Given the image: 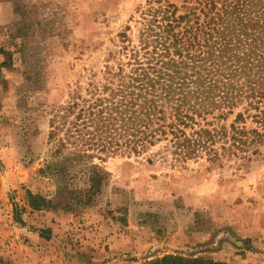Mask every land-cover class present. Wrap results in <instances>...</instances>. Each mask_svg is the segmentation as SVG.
I'll use <instances>...</instances> for the list:
<instances>
[{"label":"rangeland","instance_id":"374dc122","mask_svg":"<svg viewBox=\"0 0 264 264\" xmlns=\"http://www.w3.org/2000/svg\"><path fill=\"white\" fill-rule=\"evenodd\" d=\"M144 2L0 0V264H143L163 255L264 264L262 162L207 171L202 161L174 163L158 145L101 163L107 181L87 207L56 194L65 182L53 164L68 152L56 156L48 139L53 108L101 68L126 26L137 41L134 11ZM26 190L52 204L31 211Z\"/></svg>","mask_w":264,"mask_h":264},{"label":"trees","instance_id":"16d2710c","mask_svg":"<svg viewBox=\"0 0 264 264\" xmlns=\"http://www.w3.org/2000/svg\"><path fill=\"white\" fill-rule=\"evenodd\" d=\"M134 12L137 41L130 26L119 32L49 120L54 154L68 152L53 164L65 182L56 194L73 206L101 192V163L158 145L174 163L202 161L207 171L264 166V0H145ZM26 201L33 212L52 204L28 190ZM14 220L24 225L17 206ZM143 264L227 263L163 255Z\"/></svg>","mask_w":264,"mask_h":264},{"label":"crops","instance_id":"0c3cea01","mask_svg":"<svg viewBox=\"0 0 264 264\" xmlns=\"http://www.w3.org/2000/svg\"><path fill=\"white\" fill-rule=\"evenodd\" d=\"M0 115H2V111H0ZM1 141H2V139H1ZM0 141V142H1ZM0 159H1V161H2V146H1V148H0ZM1 180H2V175H0V186H1Z\"/></svg>","mask_w":264,"mask_h":264}]
</instances>
